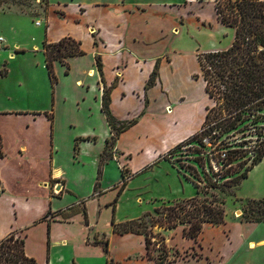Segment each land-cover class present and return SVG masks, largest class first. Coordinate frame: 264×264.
I'll list each match as a JSON object with an SVG mask.
<instances>
[{
  "label": "crops",
  "instance_id": "0c3cea01",
  "mask_svg": "<svg viewBox=\"0 0 264 264\" xmlns=\"http://www.w3.org/2000/svg\"><path fill=\"white\" fill-rule=\"evenodd\" d=\"M53 19L71 30L52 37ZM42 25L45 29L43 42L56 43L71 38L81 45L83 36L87 42H93L91 54L95 68L89 69L86 75H92L95 70L96 79L87 90L93 92L97 88L100 107L105 87L110 88L109 109L117 121L120 117L112 111L116 96L121 100L141 99L138 112L134 114H143L137 123L119 135L112 148V158L101 169L100 177L118 166L120 181L115 171L116 176L110 185L94 192L96 179L93 193L85 197L80 194L86 187L85 178L91 173L97 178L99 157L111 134L104 115L101 113L107 130L97 159H74L79 152L78 141L84 142L81 149L85 151V147L91 144L90 140H96L91 136L93 132L91 135L83 134L82 138L86 140H73L75 157L71 159L70 151L69 159L61 161L57 159L52 113L33 108L30 102L20 108H1L0 185L3 194L0 196V214L8 212L11 218H8L7 225H0V241L11 234L20 237L24 242L25 255L37 264H133L136 253L132 251V242L141 240L143 257L140 260L145 264H155L146 256L143 236L113 232L114 225L133 220L115 218L118 201L129 191L133 180L145 173L151 175L147 181L155 182V189L167 190L166 196L158 198L160 202L163 199L167 203L180 201L176 194L180 190L183 193L184 188L179 180L176 184L163 181L160 185L161 176L154 170L158 169L162 177L172 180L173 176L164 172L172 163L164 157L201 131L206 109L213 104L205 92L197 53L227 50L234 42L235 30L217 20L214 0H54L46 11L44 22L38 26ZM96 58L101 65V74L96 67ZM191 58L193 61L189 62ZM154 72L152 85L148 86ZM185 84L194 87L198 100L185 95ZM45 102L49 103L47 97ZM154 105L159 106L157 111L153 110ZM193 105L196 106L192 108ZM196 112L198 119H195ZM153 113L162 115V118L154 119ZM138 129L141 131L139 136L133 133ZM68 146L71 148L72 143ZM114 161L117 165L113 164ZM162 164L166 167H161ZM123 182L125 185L118 196ZM146 187L150 184L145 182L134 185L132 190L138 197ZM196 195L197 192L194 197ZM59 200L62 205L55 207ZM74 200L82 201L75 205ZM80 206L82 210L78 209ZM229 222L231 220L224 221L222 226H209L220 230L228 227ZM262 224L264 222L245 225L253 234ZM33 236L36 237L29 246L28 240ZM170 239L172 237H168L169 243ZM189 241L192 245L187 248L192 251L195 241ZM257 245L263 246L264 238L247 242L250 249Z\"/></svg>",
  "mask_w": 264,
  "mask_h": 264
},
{
  "label": "rangeland",
  "instance_id": "374dc122",
  "mask_svg": "<svg viewBox=\"0 0 264 264\" xmlns=\"http://www.w3.org/2000/svg\"><path fill=\"white\" fill-rule=\"evenodd\" d=\"M53 4L54 0H50L49 4H47L46 0H0V37L5 41L4 46L0 50V109L20 108L24 107L25 103L30 102L31 107L52 113L54 137L58 146L57 159L61 161L69 159L68 154L70 151L71 159L75 157L73 140H86L82 138L83 134L89 133L87 135H91L94 132L91 136L96 137V140L92 138L90 146L85 147V151L81 149L84 142L78 141L79 152L74 159H84L86 161L88 159H97V155L103 147L102 138L105 135L104 131L105 129L107 130V126L100 112V97L97 88L93 92L87 90L88 85L91 82L95 83L96 79L95 70L92 75H86L89 69L95 68L91 54L93 42H87V39L83 36L82 40L84 42L81 43L80 48L84 52V56L69 60L67 62L68 68L59 63L54 64L53 69L57 82L55 85H51L41 51L45 29L44 25L39 27L36 24L44 22L46 11ZM69 30H71L70 27H62L54 19L52 20V37ZM82 34H77L76 36L81 37ZM35 47L37 48L35 49ZM192 61V58L189 59V62ZM106 72L109 74L107 67ZM87 76L90 78H87ZM77 81L81 82L77 84ZM183 90L186 96L198 100L197 92L192 85H183ZM46 97L49 101L47 104L45 102ZM139 100L141 101V99L135 97L121 100L116 96L112 104V111L120 117L119 121L122 123L131 121H136L137 123L143 114V112L137 115L134 114L138 112ZM206 102L208 101L206 100ZM195 106L193 105L192 108ZM221 106V101L218 104L213 102L211 107H214V110L209 113L208 125L210 124L211 126L213 124V119L218 117L220 111L223 115L226 114ZM158 109L159 106L154 105L153 110L157 111ZM246 112L244 116L247 119L243 123H238L235 130L227 136L231 143L234 144L231 147L242 153L247 151L245 147L247 141H252L256 135H264V110L261 112ZM153 114L156 120L162 118L160 114ZM195 119H198V112H196ZM225 125V122L220 124L219 128L215 130L216 133H223ZM252 129H255V132L248 133ZM133 133L139 136L141 131L138 129ZM250 137H252V140ZM69 143H72L71 148L68 146ZM123 144L124 142L121 141L120 145L123 146ZM192 145H185V150L178 151L174 160L168 159L172 164L168 165V169L164 172L173 176L172 180L162 177V173L158 169L154 170L155 173L161 176L159 184L162 185L163 181H172L176 184L177 180H179L184 188L183 193L180 190L176 194V198L180 200L190 199L192 198L191 196L194 197L196 186L198 199L221 204L225 211L224 221L231 220V222H229L228 227L220 230L213 229L208 224L204 225L199 235V240L197 238L191 251L187 246L192 245V242L183 236L181 230L183 225L177 226L176 231L174 229L165 232L161 230L163 228L158 226L151 227V218H146L145 230L150 238L149 254L153 258V262L162 260L170 264L169 262H186L189 260L184 264H264V245H257L254 249L247 247L249 240L257 242L264 238V232L262 231L264 224L251 234L246 229L248 225L245 224L247 223L240 222L241 218H243L244 210L256 208V206L249 203V199L258 200L264 198V158L247 173V178L242 180L239 185L231 188H227L225 185L212 187L210 182L208 183L209 176L201 173L204 164L200 155L204 151L200 146ZM107 155L112 158V149L108 150ZM239 159H246V157ZM113 164L117 165L116 162ZM162 165L161 167H166V164ZM239 167L241 166L235 165L233 168L238 169L240 172L245 170L243 164L242 168ZM114 169L104 176L101 175L97 182V190H102L110 185L109 182L113 181L114 176H116L115 171L118 181H120L121 176L118 166H115ZM95 177H93L92 173L91 176L90 174L86 176V187L80 193L82 196H91L93 184L97 179ZM148 177H151V175L145 173L135 178L132 186L128 187L129 191H126L120 197L117 204L118 208L114 214L116 219L124 221L136 220L147 213H151L156 217L154 213L156 208L161 207L162 204L169 205L166 199L161 200V202L158 200V198H163L168 194L167 190L165 188H163L164 190L155 189L156 183L153 181L148 182ZM145 182L149 183L150 187L142 190L140 192L141 195L137 197L132 188L134 185ZM89 185H91L90 193H88ZM69 198L71 197L69 196ZM72 198L77 199L75 196ZM171 198H174V195ZM81 201L74 200L73 204L78 205ZM61 205V200L54 204L55 207ZM78 209L82 210L83 207L80 206ZM8 218H11L8 212L0 214V225H7ZM35 237L33 236L31 240H28L29 246H31L30 243ZM168 237H172L170 243L167 241ZM142 248L143 242L141 240L132 242V251L136 253L132 259L133 264H145L140 260L143 257L141 255ZM191 257L200 260L193 261L190 259ZM148 264H152V262H148Z\"/></svg>",
  "mask_w": 264,
  "mask_h": 264
},
{
  "label": "trees",
  "instance_id": "16d2710c",
  "mask_svg": "<svg viewBox=\"0 0 264 264\" xmlns=\"http://www.w3.org/2000/svg\"><path fill=\"white\" fill-rule=\"evenodd\" d=\"M48 4V0H46ZM214 7L217 20L228 27L234 28L235 38L233 44L225 51L199 53L197 61L205 82V92L208 97L216 104L222 102V108L226 114L219 112L218 117L213 119V124L208 125L209 113L214 110L207 108L205 121L201 131L179 144L164 157L170 159L175 156L180 148L185 145L195 144L200 146V141L204 136H208L219 128V125L226 123L223 133H216L212 136L213 143L219 142L223 137H227L235 130L238 123H243L247 118L244 116L246 111L261 112L264 110V2L260 0H214ZM42 53L44 56V66L51 85H55L57 79L54 74V63L58 62L68 68L67 60L73 57L83 56L84 52L80 49V43L71 39L64 38L56 43L43 42ZM98 72L101 74L99 59L95 60ZM155 72L148 82L152 85ZM110 88H103L101 95L100 111L104 115L110 128V137L105 141V147L100 154L97 180L100 177L101 169L107 159L108 150L112 149L119 135L132 127L136 121L122 123L117 121L111 114L110 109ZM211 123V122H210ZM207 126V127H206ZM205 128H207L205 130ZM203 130V131H202ZM261 136V135H258ZM264 137V135L262 136ZM234 145V144H233ZM193 146V145H192ZM77 145L74 146L76 151ZM247 152L234 151L230 154L229 163H235L239 158H243ZM0 151V156H1ZM264 158V139L255 151L253 164L244 171L230 168L224 173V182L211 183V186L225 185L231 188L240 184L247 177V173ZM237 166H241L239 163ZM190 169V167H188ZM124 179L125 172L121 171ZM125 182L119 188V196ZM196 192H197V187ZM97 191V183L94 192ZM116 201V200H115ZM249 203L256 208L244 210L241 221L246 223L264 222V198L254 200L249 199ZM262 206V207H261ZM71 211L70 213H72ZM156 217L151 213L143 215L141 218L114 225L113 232L117 234H137L144 238L146 256H150V238L146 233V218H151V227L158 226L164 230L175 229L183 225L182 233L186 239L196 241L204 225L220 226L224 224L225 211L221 204L207 202L196 197L176 201L174 203L162 204L154 210ZM24 242L20 237L11 234L0 241V264H37L34 259L28 258L24 253ZM106 253V249H104ZM153 261V260H152ZM155 264H167L162 260ZM174 263V262H169Z\"/></svg>",
  "mask_w": 264,
  "mask_h": 264
},
{
  "label": "built area",
  "instance_id": "2783aa9c",
  "mask_svg": "<svg viewBox=\"0 0 264 264\" xmlns=\"http://www.w3.org/2000/svg\"><path fill=\"white\" fill-rule=\"evenodd\" d=\"M37 23L36 25H39ZM4 39L0 37V50L4 46ZM255 128V127H253ZM207 128H205L206 130ZM255 132V129L248 131V133ZM216 132L211 133L210 135L204 136L200 141V147L203 149V154H201L200 158L203 160V168L201 169V173L203 175L209 176L211 183H220L224 182L226 179H222L224 173L228 171L230 168L238 165L239 163L243 164L244 168H248L253 164L255 158V151L261 144L264 137L262 136H255V139L252 141H247L245 147L247 148V154L243 157L246 159H239L235 163H229L228 160L230 159V154L236 149L231 147L233 145L231 141L227 137H223L219 142L213 143L212 136H214ZM192 146V145H191ZM198 146V145H197ZM185 150V147L180 148V151ZM175 156H171L170 159L174 160ZM3 194V188L0 185V196Z\"/></svg>",
  "mask_w": 264,
  "mask_h": 264
}]
</instances>
